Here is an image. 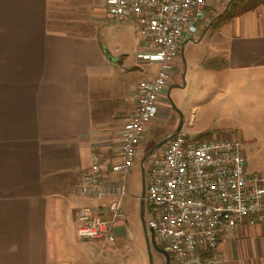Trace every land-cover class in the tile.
Segmentation results:
<instances>
[{
    "label": "crops",
    "instance_id": "1",
    "mask_svg": "<svg viewBox=\"0 0 264 264\" xmlns=\"http://www.w3.org/2000/svg\"><path fill=\"white\" fill-rule=\"evenodd\" d=\"M231 1L207 0L199 29ZM67 4L0 0V264H72L61 239L66 231L76 234L77 213L90 204L76 197L74 187L93 150L105 158L118 150L125 117L135 108L132 92L158 70L157 64H129L124 51L104 48L103 27L89 29L91 19L76 17L83 10ZM65 9L73 17L60 18ZM215 32L218 55L210 61L220 66L206 69L216 75L219 92L230 95L242 144L264 162V4ZM140 48L138 42L136 54ZM179 63L177 55L161 116L178 88L172 85L187 77ZM246 170L261 174L264 163L248 170L247 158ZM220 251L222 264H264V223L237 227Z\"/></svg>",
    "mask_w": 264,
    "mask_h": 264
},
{
    "label": "built area",
    "instance_id": "2",
    "mask_svg": "<svg viewBox=\"0 0 264 264\" xmlns=\"http://www.w3.org/2000/svg\"><path fill=\"white\" fill-rule=\"evenodd\" d=\"M207 0H104L107 18L129 23L139 37L140 63L157 64L152 80L132 92L135 108L124 120L118 150L91 153L74 194L90 204L77 213L80 240L116 243L125 226L127 178L147 126L162 118L161 97L174 78L183 42H197ZM150 157V158H149ZM148 160V164L145 161ZM240 140L214 135L192 140L183 131L141 161L147 170L144 220L170 264H222L220 244L237 227L264 223V172L250 174Z\"/></svg>",
    "mask_w": 264,
    "mask_h": 264
},
{
    "label": "rangeland",
    "instance_id": "3",
    "mask_svg": "<svg viewBox=\"0 0 264 264\" xmlns=\"http://www.w3.org/2000/svg\"><path fill=\"white\" fill-rule=\"evenodd\" d=\"M65 1L68 3V8L74 3L78 10H83V13H74L76 17L85 21L91 19V23L88 24L89 29L98 31L103 27L98 34L104 48L110 51H124L127 55V63H137L136 50L139 37L131 26L119 25L106 17L104 0ZM70 11L62 10L58 16L63 19L73 17ZM216 18L211 15L204 20L200 27L198 43L190 42L180 47L179 64L183 71L186 69L187 77L185 80L181 78L178 83L172 85L178 88H172L171 95L166 98L169 112L161 120L153 122L147 137L137 145L138 155L133 160L127 178L129 197L124 204L127 224L113 229V234L117 238L116 243L103 246L101 241L78 239L75 229L66 231L61 239V247L65 251V256L73 259L72 264H165V257L154 247L151 249V262L147 251L144 226L140 218L142 159L150 156L155 146L168 138L167 133L178 130L180 125L189 133L188 136L192 140H198L201 135L205 137L220 135L240 140L237 133L238 121L231 109L230 95L219 92L214 86L217 82L216 75L206 69L210 60L218 55L217 33L215 29L210 28ZM125 76L132 77L127 73ZM164 136L166 137L163 138ZM244 150L248 158V170L262 166L264 162L260 154L252 155L246 147ZM147 161H145L146 165ZM144 178L147 186V170L144 171ZM148 238L150 239V232Z\"/></svg>",
    "mask_w": 264,
    "mask_h": 264
},
{
    "label": "trees",
    "instance_id": "4",
    "mask_svg": "<svg viewBox=\"0 0 264 264\" xmlns=\"http://www.w3.org/2000/svg\"><path fill=\"white\" fill-rule=\"evenodd\" d=\"M264 4V0H232L227 6L226 10L221 13L215 21L211 24V29H219L224 24L230 20L241 16L247 12L253 11L257 7ZM220 64L218 61H210L207 68H219ZM204 135H201L199 138H204Z\"/></svg>",
    "mask_w": 264,
    "mask_h": 264
},
{
    "label": "water",
    "instance_id": "5",
    "mask_svg": "<svg viewBox=\"0 0 264 264\" xmlns=\"http://www.w3.org/2000/svg\"><path fill=\"white\" fill-rule=\"evenodd\" d=\"M181 125L178 127V130L176 131L175 134L179 133L181 131ZM175 134L169 136L167 139L161 141L158 143L155 148L151 151L154 152L155 150H158L162 148ZM142 179H143V184H142V194L140 197V218L142 220L143 226H144V232H145V237H146V246H147V251L150 257V262H151V247H154L158 252H160L164 257H165V264H170V258L168 253L164 250L159 248L154 239V234L152 230H149L150 232V239L148 238V233H147V228L145 225V220H144V196H145V178H144V170H142Z\"/></svg>",
    "mask_w": 264,
    "mask_h": 264
},
{
    "label": "flooded vegetation",
    "instance_id": "6",
    "mask_svg": "<svg viewBox=\"0 0 264 264\" xmlns=\"http://www.w3.org/2000/svg\"><path fill=\"white\" fill-rule=\"evenodd\" d=\"M148 231H149V230L147 229V233H149ZM151 249H152V247H151Z\"/></svg>",
    "mask_w": 264,
    "mask_h": 264
}]
</instances>
